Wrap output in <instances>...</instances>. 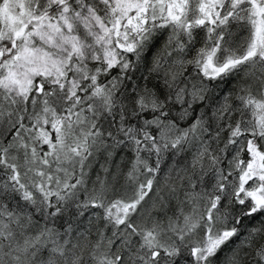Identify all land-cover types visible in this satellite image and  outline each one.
<instances>
[{
    "label": "snow or ice",
    "instance_id": "1",
    "mask_svg": "<svg viewBox=\"0 0 264 264\" xmlns=\"http://www.w3.org/2000/svg\"><path fill=\"white\" fill-rule=\"evenodd\" d=\"M0 264H264V0H0Z\"/></svg>",
    "mask_w": 264,
    "mask_h": 264
}]
</instances>
